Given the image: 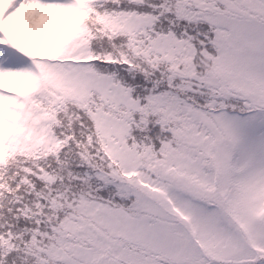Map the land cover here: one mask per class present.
<instances>
[{"label":"snow or ice","instance_id":"6c2138e0","mask_svg":"<svg viewBox=\"0 0 264 264\" xmlns=\"http://www.w3.org/2000/svg\"><path fill=\"white\" fill-rule=\"evenodd\" d=\"M0 264H264V0H0Z\"/></svg>","mask_w":264,"mask_h":264}]
</instances>
